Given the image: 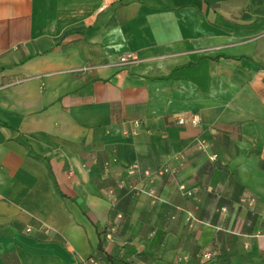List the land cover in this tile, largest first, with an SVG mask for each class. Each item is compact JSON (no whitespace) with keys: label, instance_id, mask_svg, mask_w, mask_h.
Segmentation results:
<instances>
[{"label":"crops","instance_id":"0c3cea01","mask_svg":"<svg viewBox=\"0 0 264 264\" xmlns=\"http://www.w3.org/2000/svg\"><path fill=\"white\" fill-rule=\"evenodd\" d=\"M0 264H264V0H0Z\"/></svg>","mask_w":264,"mask_h":264},{"label":"built area","instance_id":"2783aa9c","mask_svg":"<svg viewBox=\"0 0 264 264\" xmlns=\"http://www.w3.org/2000/svg\"><path fill=\"white\" fill-rule=\"evenodd\" d=\"M118 64L119 65H129V64H133L138 62V58L136 57V55L131 52H125L123 54H121L118 57ZM93 66H83L81 67L79 70L82 71H88L93 69ZM174 122L177 125H189V126H199L201 123V119L199 117L198 114L196 113H191V112H181L177 115L174 116ZM206 142L204 140H197L196 141V147L200 150H204L206 148ZM136 173V167L135 165H131L129 166L126 171L125 174L127 177H131ZM142 176L147 179L149 182H151V179L153 177L152 172H150L149 170H145L142 172ZM117 186L118 188L123 186V181H118L117 182ZM130 191H133L134 193H141V194H145L147 196H149L152 200H155L157 197L153 191V189L150 188H139L136 185H132L129 187ZM108 199L110 200V202L113 204L116 201V198L113 194L112 191L108 192ZM241 202H245L247 205L252 206L254 204V199L252 197H242L241 198ZM29 231V229H27V232ZM43 232L44 233H49V229L47 227L43 228ZM105 240L108 242H112L113 241V235H112V230L111 228L109 229V231L105 234ZM206 258H209L210 255L206 254L205 255Z\"/></svg>","mask_w":264,"mask_h":264},{"label":"trees","instance_id":"16d2710c","mask_svg":"<svg viewBox=\"0 0 264 264\" xmlns=\"http://www.w3.org/2000/svg\"><path fill=\"white\" fill-rule=\"evenodd\" d=\"M216 58V57H215ZM55 185V183H54ZM56 188V186H55ZM133 192V191H132ZM134 193V192H133ZM109 227L108 226H105L102 231L99 233V236H100V239L98 241V245H97V248L98 249H101L103 247V243L105 241V234L109 231Z\"/></svg>","mask_w":264,"mask_h":264}]
</instances>
